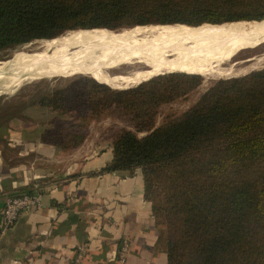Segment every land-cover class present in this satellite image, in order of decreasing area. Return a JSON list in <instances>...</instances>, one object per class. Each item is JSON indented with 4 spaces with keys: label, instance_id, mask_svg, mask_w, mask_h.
I'll return each mask as SVG.
<instances>
[{
    "label": "trees",
    "instance_id": "obj_1",
    "mask_svg": "<svg viewBox=\"0 0 264 264\" xmlns=\"http://www.w3.org/2000/svg\"><path fill=\"white\" fill-rule=\"evenodd\" d=\"M242 20L264 24V0H0V50L76 29ZM198 75H154L125 94L151 112L196 87ZM61 130L59 143L81 144L79 132ZM110 146L102 171L141 170L144 198L165 226L157 244L167 264H264V68L217 81L182 115Z\"/></svg>",
    "mask_w": 264,
    "mask_h": 264
},
{
    "label": "crops",
    "instance_id": "obj_2",
    "mask_svg": "<svg viewBox=\"0 0 264 264\" xmlns=\"http://www.w3.org/2000/svg\"><path fill=\"white\" fill-rule=\"evenodd\" d=\"M45 127L14 119L0 128V222L7 198L35 185L42 193L40 205L0 234V264H70L80 245L83 264H167L141 170L102 171L109 144L92 136L65 147Z\"/></svg>",
    "mask_w": 264,
    "mask_h": 264
},
{
    "label": "rangeland",
    "instance_id": "obj_3",
    "mask_svg": "<svg viewBox=\"0 0 264 264\" xmlns=\"http://www.w3.org/2000/svg\"><path fill=\"white\" fill-rule=\"evenodd\" d=\"M243 21L248 20H242V23ZM211 24L218 23L205 25ZM220 25H231V23ZM130 29L133 28L131 26L130 28L123 27V29L114 31ZM82 30L86 31V29ZM69 31L72 30L61 33L52 39H56ZM45 40L51 39H34L15 47L0 50V128H4L8 122L14 119L23 123L25 120L27 122L40 121L46 126V129H43V132L46 131V133L62 131L61 129L65 132H79L81 135L80 145L86 140L89 141V138L93 136L110 146L125 131H131L138 137L144 136L160 124L182 115L217 81L241 77L264 68V43L243 49L225 59L226 63L235 65V68L238 71L242 69V72L235 76L205 77L198 75L199 83L196 87L184 95L161 103L153 111L147 112L145 107L141 109L134 101L128 100L129 94L125 93L131 89L129 87L132 86L133 88L136 84H125V76L124 73H121L120 68L109 67V74L118 82V86L108 84L104 78L92 70L69 75L40 73L26 78L25 71L34 67L25 68V71L21 72L20 64L27 61L34 62V58L37 57L36 54H39L40 51L32 53L27 50L37 47ZM44 57L42 55V58ZM252 57L262 60L260 62L256 60L246 61ZM252 64L255 65L250 67ZM157 228L164 231L165 226L161 224ZM159 246L165 251L163 241Z\"/></svg>",
    "mask_w": 264,
    "mask_h": 264
},
{
    "label": "bare ground",
    "instance_id": "obj_4",
    "mask_svg": "<svg viewBox=\"0 0 264 264\" xmlns=\"http://www.w3.org/2000/svg\"><path fill=\"white\" fill-rule=\"evenodd\" d=\"M263 43L264 24L260 23L195 28L146 25L119 32L75 30L27 50L40 52L34 58L36 61L20 64L19 69L22 72L35 68L25 71L26 78L40 73L69 75L92 70L115 86L118 82L109 74V67L120 68L125 84L131 85L168 72L235 76L242 69L238 71L225 59ZM253 57L246 61L262 60Z\"/></svg>",
    "mask_w": 264,
    "mask_h": 264
},
{
    "label": "built area",
    "instance_id": "obj_5",
    "mask_svg": "<svg viewBox=\"0 0 264 264\" xmlns=\"http://www.w3.org/2000/svg\"><path fill=\"white\" fill-rule=\"evenodd\" d=\"M41 189L34 186L31 192L19 194L6 199L0 222V234H5L14 225L22 213L31 211L34 207L41 204ZM86 245L77 248L76 257L70 264H83ZM129 251V242L123 240L118 250L119 261L123 262Z\"/></svg>",
    "mask_w": 264,
    "mask_h": 264
}]
</instances>
